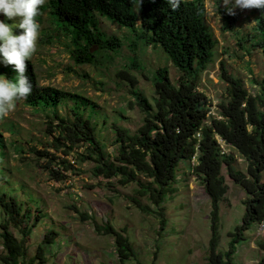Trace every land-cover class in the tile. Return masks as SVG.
Returning <instances> with one entry per match:
<instances>
[{
    "label": "trees",
    "instance_id": "trees-1",
    "mask_svg": "<svg viewBox=\"0 0 264 264\" xmlns=\"http://www.w3.org/2000/svg\"><path fill=\"white\" fill-rule=\"evenodd\" d=\"M263 11L256 9L254 29L260 35L258 46L264 59ZM205 13L203 0H181L176 10H172L167 0H45L36 17L41 25L40 33L46 36L45 42H51L52 34L43 33L49 32L43 27L47 19L57 39L62 36L67 40L66 50L73 64L108 63L112 60L110 54L113 50L121 49L122 44L116 36L98 29V17H102L132 30L127 35L138 34L135 40L143 37L146 45L160 47L180 73L174 85L166 68L156 69L154 105L136 89L132 91L143 118L134 131L126 126L110 124L112 154H108L96 138L95 126L86 117L88 105L96 107L95 104L74 92L50 85L41 86L29 61L26 62L25 75L32 81L33 90L23 102L32 109L47 113L44 134L51 137V141L42 150L30 151L36 157L35 162L46 159L43 167L55 181L65 178L62 171L73 169L66 157L74 153L77 164L93 162L92 173L95 176L105 179L119 176L120 185L137 183L136 193L146 197L162 217L160 204L165 195L172 192L178 166L184 162L200 179L210 201L211 234L205 264H235L236 244L246 239L244 233L251 227L264 223V78L261 90L250 94L241 79L230 74L220 62L219 78L225 84V97L218 102L216 115L208 114L210 100L197 89V84L202 73L217 58L218 41L205 21ZM234 21V16L232 21L225 20L222 30H232ZM137 24L140 32L136 30ZM137 49L135 46L131 51ZM134 65L135 58L126 62L117 74L132 86L135 79L128 71ZM0 74H5L12 81L19 75L14 65L5 64ZM63 104L68 105L69 111L64 115L58 112ZM197 132L200 133L199 139L195 138ZM216 137L246 162L245 173L237 169L234 153H221ZM0 147H3L1 138ZM49 149L54 153L48 152ZM55 153H61L64 158L55 156ZM194 155L195 163L191 164ZM222 167L232 182L246 193L242 201L241 223L228 233L229 241L224 252L217 249L219 202L227 190L221 175ZM137 205L142 211L146 210L139 203ZM0 210L4 217L0 224L4 251L0 261L2 264H19L27 251L26 237L39 223L42 213L38 210L33 215L31 207L24 206L16 196L7 192L0 195ZM163 221L161 218V228ZM95 227L112 236L120 264L134 257V249L121 232L109 224ZM57 234L55 230L44 234L29 264L35 260H39L38 264L44 262L43 244L53 243ZM257 247L262 251L257 264H264V238L257 242Z\"/></svg>",
    "mask_w": 264,
    "mask_h": 264
},
{
    "label": "rangeland",
    "instance_id": "rangeland-1",
    "mask_svg": "<svg viewBox=\"0 0 264 264\" xmlns=\"http://www.w3.org/2000/svg\"><path fill=\"white\" fill-rule=\"evenodd\" d=\"M203 4L205 21L212 28L218 44L217 58L202 73L197 89L208 97L210 112L216 114L218 102L225 97V84L219 78L220 62L224 63L230 74L241 79L250 94H255L261 90L264 59L258 46L260 35L254 29L256 8H236L235 14L231 15L223 0H203ZM232 16L235 17L233 29L222 30L223 22L232 21ZM20 19L8 20L0 13V20L9 24H18ZM98 24V29L116 36L122 44L120 50H113L110 54L112 60L108 63L73 64L66 50L67 40L62 36L57 39L47 19L43 27L49 32L43 33L52 34L51 42H45L46 36L40 33L37 51L29 62L41 86L62 88L84 96L95 104L96 107L88 105L86 117L95 126L96 138L104 145L106 152L112 154L113 132L110 124L126 126L134 131L143 118L132 91L136 89L154 105L156 69L166 68L168 78L174 85L180 73L160 47L146 45L143 37L135 40L138 34L127 35L132 30L102 17H98ZM140 29L137 24L136 30L140 32ZM21 33V29H14V34ZM239 42L241 45H238ZM135 46L138 49L132 52ZM134 58L136 65L128 71L135 79L132 86L117 74L126 62ZM2 59L0 56V69L4 66ZM0 75L8 79L5 74ZM58 112L62 115L69 113L68 105L63 104ZM46 114L28 107L22 100L6 119L0 120L3 143L0 152L4 155H0V195L7 192L16 196L24 206L31 207L33 215L38 210L42 213L39 223L26 237L27 251L19 264H29L49 230H55L58 234L53 243L43 244L46 259L42 264H120L112 236L96 230V225L102 227L106 224L126 236L134 249V257L123 264L206 263L211 234L210 201L200 179L184 162L178 166L172 192L167 193L160 204L162 217L146 197L136 193L137 183L120 185L119 176L109 179L95 176L92 173L93 162L77 164L74 153L66 157L73 169L62 171L65 178L55 181L43 167L46 159L35 162L36 157L30 151L42 150L51 141V137L44 134ZM48 152L54 153L51 149ZM231 152L234 153L237 169L245 173L246 162L228 146L227 153ZM55 154L64 158L61 153ZM221 175L227 190L219 202L217 249L224 252L229 241L228 233L241 223L244 212L242 201L246 193L232 182L224 167ZM138 203L146 210L142 211ZM161 218L164 220L162 228ZM3 220L0 210V224ZM11 231L18 237L15 230L11 228ZM244 236L246 239L235 246L234 262L257 264L262 255L257 242L264 238V224L254 225ZM3 253L0 238V256ZM38 262L35 260L32 264Z\"/></svg>",
    "mask_w": 264,
    "mask_h": 264
},
{
    "label": "clouds",
    "instance_id": "clouds-1",
    "mask_svg": "<svg viewBox=\"0 0 264 264\" xmlns=\"http://www.w3.org/2000/svg\"><path fill=\"white\" fill-rule=\"evenodd\" d=\"M172 10L180 7L181 0H167ZM229 14L235 9H262L264 0H223ZM45 0H0V13L8 20L19 17L18 24L0 20V56L5 65H14L19 73L15 81L0 75V120L6 119L17 103L26 100L32 93V81L25 75L27 61L31 60L38 48L41 25L36 20ZM231 5V7H229ZM19 28L22 33L14 34ZM211 109V107H210Z\"/></svg>",
    "mask_w": 264,
    "mask_h": 264
},
{
    "label": "built area",
    "instance_id": "built-area-1",
    "mask_svg": "<svg viewBox=\"0 0 264 264\" xmlns=\"http://www.w3.org/2000/svg\"><path fill=\"white\" fill-rule=\"evenodd\" d=\"M208 114H212V115H216V114H214V113H212V112H208ZM217 118H220L219 116H216ZM195 138H197V139H199L200 138V133L199 132H197L196 134H195ZM216 139H217V143L219 144V146H220V150H221V153H227V150H228V145L222 140V139H220V138H218V137H216ZM195 158H196V155H194L193 157H192V159H191V164H194L195 163ZM263 222L260 224L261 226H263Z\"/></svg>",
    "mask_w": 264,
    "mask_h": 264
}]
</instances>
